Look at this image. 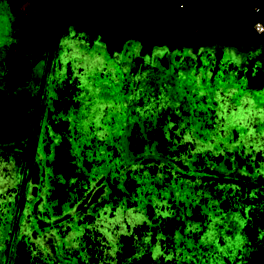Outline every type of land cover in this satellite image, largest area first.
Listing matches in <instances>:
<instances>
[{"label": "flooded vegetation", "instance_id": "af4514ba", "mask_svg": "<svg viewBox=\"0 0 264 264\" xmlns=\"http://www.w3.org/2000/svg\"><path fill=\"white\" fill-rule=\"evenodd\" d=\"M47 46L0 137V264H259L264 84L214 45L152 73L109 41Z\"/></svg>", "mask_w": 264, "mask_h": 264}, {"label": "rangeland", "instance_id": "374dc122", "mask_svg": "<svg viewBox=\"0 0 264 264\" xmlns=\"http://www.w3.org/2000/svg\"><path fill=\"white\" fill-rule=\"evenodd\" d=\"M53 2L59 8L60 14L54 23L52 38L66 37L76 40L77 43L93 45L108 43L101 29L104 18L110 19L112 26L119 30L128 21L140 22L146 27L163 24L182 30L193 24L205 23L203 28L205 32L232 35L242 29L251 28L255 16L264 17V0H114L109 9L102 5L101 0H53ZM255 5L261 8L260 13L254 12ZM33 8V0H0V12L5 15L0 17V21L4 19L6 30L0 29V34L6 35L0 59L4 58L2 56L5 55L6 50L10 54L15 53L25 43L26 35H21V31L24 27L25 15ZM96 27L98 29L94 31ZM2 40L0 37V41ZM214 47L217 49V54H224L235 69L248 71L251 78L256 77L264 69L263 41L250 49L240 45L216 44ZM47 48L48 46L33 59L30 79L22 81L17 89L5 90L17 109H23L27 103L34 100L35 93L38 92L37 88L53 69V59L49 57ZM123 48L124 55L132 56V59L128 60L129 63L127 62L128 66L132 67L134 61H137L135 65L137 67L133 69L151 73L158 71L157 65L170 62L172 57L195 50L189 45H184L180 50H171L163 44H155L150 48L142 47L132 39L127 41ZM206 48L207 45L201 49ZM3 90L0 85V94ZM260 222L262 223L260 237L256 238L253 247L248 251L257 262L261 261L259 264H264V220Z\"/></svg>", "mask_w": 264, "mask_h": 264}, {"label": "trees", "instance_id": "16d2710c", "mask_svg": "<svg viewBox=\"0 0 264 264\" xmlns=\"http://www.w3.org/2000/svg\"><path fill=\"white\" fill-rule=\"evenodd\" d=\"M114 0H101L102 5L109 9ZM34 8L25 15L24 27L21 35H26V40L20 50L1 59L0 85L3 93L0 94V137L15 136L20 134L21 122L26 120V114L14 107L5 90L17 89L22 81L30 79L32 61L53 39V28L59 8L53 0H33ZM264 21V17L255 16V20ZM205 23L193 24L185 30L181 28L159 24L146 27L143 23L128 21L119 30L112 26L111 20L104 18L101 29L113 48H120L129 40H136L142 47H152L155 44H163L171 50H180L184 45H189L197 50L206 45H240L250 49L260 42H264V33L258 34L253 28H245L235 34L221 32H205ZM98 28H94L96 31ZM2 73V74H1ZM256 84H264V69L255 77ZM0 140V144H8L13 141ZM5 148V147H4Z\"/></svg>", "mask_w": 264, "mask_h": 264}, {"label": "built area", "instance_id": "2783aa9c", "mask_svg": "<svg viewBox=\"0 0 264 264\" xmlns=\"http://www.w3.org/2000/svg\"><path fill=\"white\" fill-rule=\"evenodd\" d=\"M253 10H254L255 13H260L261 12V8L259 6H257V5H255L253 7ZM252 28L258 34H263L264 33V22L262 20H260V19L255 20L252 23Z\"/></svg>", "mask_w": 264, "mask_h": 264}]
</instances>
